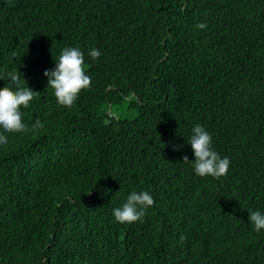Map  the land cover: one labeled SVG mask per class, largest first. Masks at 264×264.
Listing matches in <instances>:
<instances>
[{"label": "trees", "instance_id": "obj_1", "mask_svg": "<svg viewBox=\"0 0 264 264\" xmlns=\"http://www.w3.org/2000/svg\"><path fill=\"white\" fill-rule=\"evenodd\" d=\"M65 47L91 77L72 107L44 75ZM9 71L44 128L0 144V264H264V0H0ZM196 124L227 175L182 161ZM132 191L155 203L119 223Z\"/></svg>", "mask_w": 264, "mask_h": 264}, {"label": "clouds", "instance_id": "obj_2", "mask_svg": "<svg viewBox=\"0 0 264 264\" xmlns=\"http://www.w3.org/2000/svg\"><path fill=\"white\" fill-rule=\"evenodd\" d=\"M196 27L203 30L207 27L204 22H199ZM101 52L92 48L89 56L98 59ZM56 66L44 72L48 77V87L53 90V94L59 105L72 107L78 99L81 91L91 86V77L84 68V53L77 47H65L62 49L58 59L54 58ZM0 79L9 83L0 88V144L7 143V136L4 133H20L44 128V123L39 119L35 121L31 129L23 122L21 108H27L30 102L39 94L32 90L23 76L15 71L0 74ZM14 85V87L9 86ZM27 85V86H25ZM191 136L187 142L191 145L195 159L189 160L188 156L183 157V162L191 163L196 175L201 177L212 176L219 179L228 173L230 159L221 157L212 146V136L200 124H196L191 129ZM153 196L148 191H132L126 202L121 207L113 209V215L119 223H133L141 220L145 216L147 209L154 205ZM249 221L254 225L255 231L264 229V214L260 211H249Z\"/></svg>", "mask_w": 264, "mask_h": 264}]
</instances>
